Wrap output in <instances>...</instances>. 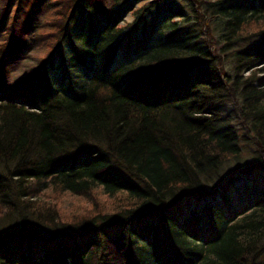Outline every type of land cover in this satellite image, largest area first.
I'll return each instance as SVG.
<instances>
[{
	"label": "trees",
	"instance_id": "16d2710c",
	"mask_svg": "<svg viewBox=\"0 0 264 264\" xmlns=\"http://www.w3.org/2000/svg\"><path fill=\"white\" fill-rule=\"evenodd\" d=\"M77 2L64 24L46 20L57 33L38 66L7 78L10 65L25 63L27 42L19 38L12 59L0 61V86L14 88L0 96V264H264V179L251 175L264 173V47L233 52V75L222 78L211 50L189 45L196 35L153 42L107 71L86 67L73 91L17 100L12 93L46 71L62 38L98 58L121 40L122 13L97 30L67 31ZM194 2L203 4L221 52L264 37V0ZM133 7L123 13L137 23L147 6ZM30 29L29 22L21 28L26 38ZM199 64L208 68L201 77ZM233 96L258 161L222 179V167L242 153L234 112L219 110ZM65 197L91 208L61 209ZM12 219L16 227L4 229Z\"/></svg>",
	"mask_w": 264,
	"mask_h": 264
},
{
	"label": "rangeland",
	"instance_id": "374dc122",
	"mask_svg": "<svg viewBox=\"0 0 264 264\" xmlns=\"http://www.w3.org/2000/svg\"><path fill=\"white\" fill-rule=\"evenodd\" d=\"M77 0H0V45H6L13 37L14 44L7 45L0 52V61L2 58L12 59V54L8 52L16 51L19 46V39L27 42L25 53L26 59L24 64L22 62L17 65H10L7 68L5 74L10 81H15L23 76V68L30 70L34 65L38 66L43 59H45L47 52L49 51L48 44L52 37V32L57 33L56 24L52 21H61L64 24L66 20V14L68 9ZM215 1V0H213ZM22 5L17 12V4ZM104 6H99L100 4ZM133 4L132 9H142L147 6L145 16L136 23L134 16L131 12H125L128 4ZM201 3V2H200ZM73 18L70 19L67 25V31H72L73 28H84L89 30L88 26H91V30H97L101 26V23L111 19V14L120 16L121 22L118 25L123 29L121 40L110 49L104 51L100 57L93 56V52L86 47L81 46L78 40L66 37L61 39L59 49L53 53L50 61L46 64V71L38 75V79L34 83L26 88L21 87L12 95H15L19 101L32 99L38 100L40 97L46 94L48 89L54 91L56 88H62L73 91V82L81 79L86 67H91L99 72L107 71L119 63H122L129 57H134L143 51V46L151 45L157 42H164L169 44H176L180 40H184L188 37L196 35L195 42L191 41L190 46H206L210 49L213 55L216 57V61L213 62L211 67L222 78L233 75V62L232 53L235 51H254L256 46L264 47V37L250 38L244 42L238 43L230 51L221 52L222 44L218 34L213 30L210 21L203 14V4H198L194 0H78ZM175 13L183 15V17H173ZM64 14V16H63ZM140 15V14H139ZM60 16V17H59ZM63 16V17H62ZM13 19H16V25ZM52 21H46V20ZM59 19V20H58ZM63 19V20H62ZM69 19V17H68ZM31 25L29 30V38H26L23 34L24 31L21 28L28 23ZM56 23V22H55ZM51 24V25H50ZM46 29L40 32V29ZM56 29V30H55ZM43 34V35H42ZM42 35V36H41ZM28 36V35H27ZM72 36V35H71ZM203 38L206 40L204 41ZM206 42V43H204ZM57 43V42H56ZM55 43V45H56ZM141 45V46H140ZM140 46V48H138ZM196 46V45H195ZM13 47V48H12ZM22 48V45H21ZM110 50V51H109ZM89 51V52H88ZM23 56V57H24ZM84 58V60L82 59ZM98 59H93V58ZM15 60V59H14ZM205 66V65H204ZM203 64H199L195 67L196 73L203 76L208 68ZM193 71V72H194ZM192 72V73H193ZM245 75H247L245 73ZM166 78V77H165ZM167 78L170 81L176 82L179 78V74H170ZM128 80V79H126ZM168 80V79H167ZM169 80L164 84V90L162 95L169 91ZM6 85H8L6 87ZM14 91V88L9 84H5L3 88L0 86V96L7 90ZM70 93V92H69ZM167 94V93H166ZM234 97V96H233ZM219 110L224 113L233 111V125L236 127L239 134L240 145L242 147L241 157L238 162L232 161L221 169V178L236 177L241 174L249 165L256 164L258 161L257 150L255 140L250 130L243 125V121L238 116L239 102L234 98L227 100L222 99L219 102ZM261 159L264 160L263 154H259ZM253 178L256 176L260 181H263L264 173L253 171ZM244 177V173L242 174ZM252 178V179H253ZM47 203H50L46 200ZM75 206L79 208L89 207L83 200L81 203L77 202L74 198L65 197L62 201L61 209H68ZM179 209L176 207L175 210ZM11 219V218H10ZM14 219V218H13ZM12 219V220H13ZM16 227L14 220L7 223L4 227ZM8 228V229H10ZM10 233V234H9ZM4 235H14V232L4 230Z\"/></svg>",
	"mask_w": 264,
	"mask_h": 264
}]
</instances>
